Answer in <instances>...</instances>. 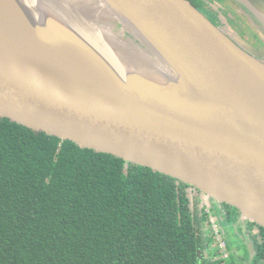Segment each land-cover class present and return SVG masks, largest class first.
<instances>
[{"label":"water","instance_id":"obj_1","mask_svg":"<svg viewBox=\"0 0 264 264\" xmlns=\"http://www.w3.org/2000/svg\"><path fill=\"white\" fill-rule=\"evenodd\" d=\"M101 1L128 32L114 45L144 52L121 55L125 75L61 4L31 0L40 25L29 31L0 0V116L169 174L264 227L263 52L189 0ZM240 1L264 29V0Z\"/></svg>","mask_w":264,"mask_h":264},{"label":"trees","instance_id":"obj_2","mask_svg":"<svg viewBox=\"0 0 264 264\" xmlns=\"http://www.w3.org/2000/svg\"><path fill=\"white\" fill-rule=\"evenodd\" d=\"M188 186L0 116V264H235Z\"/></svg>","mask_w":264,"mask_h":264},{"label":"bare ground","instance_id":"obj_3","mask_svg":"<svg viewBox=\"0 0 264 264\" xmlns=\"http://www.w3.org/2000/svg\"><path fill=\"white\" fill-rule=\"evenodd\" d=\"M16 10L18 17L22 24L29 30L32 31V26L40 25L39 13L36 8H32L31 0H8ZM58 4H61V9L67 12L68 18H66L70 25H74L80 33H82L93 46L96 51H100L113 65L116 70L125 75L126 69L124 61L121 55L123 53H130L144 59V52L136 48L134 45L129 43H120L116 40V45L111 41V37H115L113 29L115 25L110 22L116 21L117 18L112 15L111 11L101 0H54ZM36 2V0H33ZM104 12L107 21L105 25L100 23V13ZM60 16V14H58ZM112 17V18H111ZM120 35L123 37L121 30ZM104 58V59H106ZM158 64V61H156ZM161 64V63H159Z\"/></svg>","mask_w":264,"mask_h":264},{"label":"flooded vegetation","instance_id":"obj_4","mask_svg":"<svg viewBox=\"0 0 264 264\" xmlns=\"http://www.w3.org/2000/svg\"><path fill=\"white\" fill-rule=\"evenodd\" d=\"M189 1L199 11L205 14L206 17L215 26L223 30L225 34L235 43H237L241 48L247 50L248 47H251L258 51H262L264 54V29L262 28V25L259 24L257 18L251 14L249 8L242 1L240 0H189ZM211 203L216 213L219 210L229 222H233L232 223L233 227L243 228L242 230L245 231V233L250 237V241H251V237L253 238L254 235H256V237L258 236L260 237V235L263 234L262 229L259 226H253L251 224L252 221L244 219L242 217L241 212L238 209H236L234 206L216 200L214 198H211ZM227 242H228V247L231 250L232 249L230 248L231 244L228 240ZM252 251H253V256H255L256 253L255 249Z\"/></svg>","mask_w":264,"mask_h":264},{"label":"built area","instance_id":"obj_5","mask_svg":"<svg viewBox=\"0 0 264 264\" xmlns=\"http://www.w3.org/2000/svg\"><path fill=\"white\" fill-rule=\"evenodd\" d=\"M186 191L191 199V206L193 207L195 200H198L197 205L202 210V213L207 214V225L213 236L212 247H214L218 251L219 256L224 258L226 260L225 262H227V260L231 258L232 252L224 236V228L219 222L220 217L219 215H215L216 212L213 209L211 197L193 185H189Z\"/></svg>","mask_w":264,"mask_h":264},{"label":"rangeland","instance_id":"obj_6","mask_svg":"<svg viewBox=\"0 0 264 264\" xmlns=\"http://www.w3.org/2000/svg\"><path fill=\"white\" fill-rule=\"evenodd\" d=\"M124 28L125 27L123 25L118 23L116 28L113 29L114 34L118 36V39H121L120 32L121 30L123 32ZM123 34H124V38H127L128 32L126 30L124 31ZM123 56L126 57L124 59L128 62L136 61L135 60L136 58L135 59L133 58L131 61V59L126 54ZM215 215L220 216L219 222L221 226L224 228V236L231 243V248L234 249V250L231 249L232 257L229 259L230 262H233L235 264H256L253 256V251L249 248L247 244L248 240L246 238V235L240 236V234H243L242 230L238 227H233L232 225L233 222H229L219 210Z\"/></svg>","mask_w":264,"mask_h":264},{"label":"crops","instance_id":"obj_7","mask_svg":"<svg viewBox=\"0 0 264 264\" xmlns=\"http://www.w3.org/2000/svg\"><path fill=\"white\" fill-rule=\"evenodd\" d=\"M238 228H239V227H238ZM240 229L242 230L243 228H240ZM242 232H243V234H240V236L246 235V238H247V240H248V241H247V244H248V246H249V244H250V242H251V241H250V237L245 233V231L242 230ZM230 244H231V243H230ZM232 250H234V249L232 248ZM236 252H237V251H236Z\"/></svg>","mask_w":264,"mask_h":264}]
</instances>
